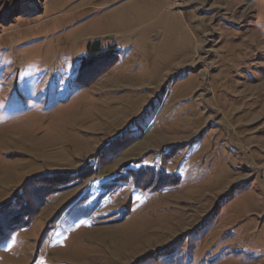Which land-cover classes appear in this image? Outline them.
Segmentation results:
<instances>
[{
    "label": "rangeland",
    "instance_id": "obj_1",
    "mask_svg": "<svg viewBox=\"0 0 264 264\" xmlns=\"http://www.w3.org/2000/svg\"><path fill=\"white\" fill-rule=\"evenodd\" d=\"M188 2L0 0V264H264V0Z\"/></svg>",
    "mask_w": 264,
    "mask_h": 264
},
{
    "label": "trees",
    "instance_id": "obj_2",
    "mask_svg": "<svg viewBox=\"0 0 264 264\" xmlns=\"http://www.w3.org/2000/svg\"><path fill=\"white\" fill-rule=\"evenodd\" d=\"M107 50H110V51H112V49H108V48H106ZM98 51H100V44H99V40H95V41H93V42H89L88 43V45H87V53L89 54V53H98ZM83 63H84V61H83ZM83 63H81V66H80V68H82V66H83ZM79 85L81 86V87H83L84 85H83V83H79ZM26 225V224H25ZM20 227H22V226H20ZM20 227H17V228H20ZM16 228V229H17ZM15 230V229H14ZM10 236V235H9ZM9 236H7L5 239H3V240H1L0 242H4V241H6V240H8L10 237Z\"/></svg>",
    "mask_w": 264,
    "mask_h": 264
},
{
    "label": "crops",
    "instance_id": "obj_3",
    "mask_svg": "<svg viewBox=\"0 0 264 264\" xmlns=\"http://www.w3.org/2000/svg\"><path fill=\"white\" fill-rule=\"evenodd\" d=\"M198 0H189L188 4L185 5L186 7L191 6L192 4L196 3Z\"/></svg>",
    "mask_w": 264,
    "mask_h": 264
}]
</instances>
